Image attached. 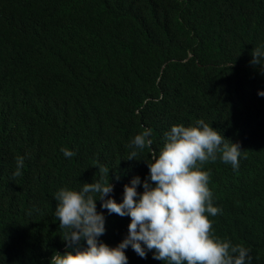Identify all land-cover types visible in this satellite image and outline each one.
<instances>
[{"label": "trees", "instance_id": "1", "mask_svg": "<svg viewBox=\"0 0 264 264\" xmlns=\"http://www.w3.org/2000/svg\"><path fill=\"white\" fill-rule=\"evenodd\" d=\"M258 47L264 0H0V264H49L72 251L55 194L97 182L99 163L119 176L110 182L120 203L124 185L147 177L164 133L201 119L242 150L236 170L219 153L202 166L221 210L209 217L213 235L264 264V60L250 63ZM146 128L151 150L129 147ZM133 150L138 162L127 160ZM97 211L106 217L99 240L116 247L130 219L100 201ZM125 254L128 264H164L151 252Z\"/></svg>", "mask_w": 264, "mask_h": 264}, {"label": "clouds", "instance_id": "2", "mask_svg": "<svg viewBox=\"0 0 264 264\" xmlns=\"http://www.w3.org/2000/svg\"><path fill=\"white\" fill-rule=\"evenodd\" d=\"M262 60L264 50L258 47L250 63L261 65ZM257 95L264 97V91ZM152 136L153 130L146 128L129 147L151 150ZM164 138L159 154L151 151L147 177L141 181L135 176L124 185L120 203L111 198L114 186L110 182L119 176H110V169L99 163L97 182L83 184L80 191L62 188L55 194V215L59 227L67 230L63 242L72 251L54 252L49 264H128L129 247L141 259L151 252L152 259L164 264H251L249 248L214 237L209 217L221 210L213 206L210 173L202 170L218 153L222 162L238 169L241 145L226 140L202 119L195 126L173 125ZM61 152L67 158L76 155L66 148ZM137 155L133 150L127 160L137 161ZM16 167L14 176H21L24 157L16 158ZM138 187L143 191H137ZM97 201L108 215L130 219L127 235L116 247L99 240L105 234L106 217L97 211ZM81 241L86 247H80Z\"/></svg>", "mask_w": 264, "mask_h": 264}]
</instances>
